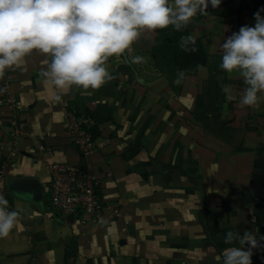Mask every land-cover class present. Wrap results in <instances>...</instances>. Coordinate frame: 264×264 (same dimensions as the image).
Returning <instances> with one entry per match:
<instances>
[{"label": "crops", "instance_id": "0c3cea01", "mask_svg": "<svg viewBox=\"0 0 264 264\" xmlns=\"http://www.w3.org/2000/svg\"><path fill=\"white\" fill-rule=\"evenodd\" d=\"M261 7L264 0H222L194 17L188 32L202 41L208 62L179 84L155 65L160 29L142 30L129 49L109 57L112 79L102 87L72 88L59 101L41 76L50 54L33 50L24 65L7 68L0 76V193L19 223L0 237V264H223L227 231L264 232V102L241 106V73L220 67V44L254 26ZM221 79L233 98L221 91L218 110L204 108L205 99L199 106L198 97ZM75 98L98 131L87 153L67 133V104ZM12 121L24 135L12 134ZM53 161L91 165L121 215L106 212L96 222L54 215L46 201ZM13 183L38 193L12 190ZM250 255L247 264H264V247Z\"/></svg>", "mask_w": 264, "mask_h": 264}, {"label": "clouds", "instance_id": "9594fccd", "mask_svg": "<svg viewBox=\"0 0 264 264\" xmlns=\"http://www.w3.org/2000/svg\"><path fill=\"white\" fill-rule=\"evenodd\" d=\"M222 0H0V76L10 67H21L33 50L50 54L51 62L41 72L50 99L76 88L99 89L112 79L109 57L119 56L138 39L142 30L172 25L182 30L209 6ZM264 7L256 13L255 25H243L220 44V67L239 70L245 85L239 103L259 107L264 102ZM180 47L195 45L192 35L180 38ZM191 50H195L194 47ZM135 60L142 57L137 56ZM185 73H177L181 83ZM232 99L228 85L222 86ZM0 193V237L18 225L19 213L10 210ZM223 264H247L253 247H264V232L245 228L227 231Z\"/></svg>", "mask_w": 264, "mask_h": 264}, {"label": "built area", "instance_id": "2783aa9c", "mask_svg": "<svg viewBox=\"0 0 264 264\" xmlns=\"http://www.w3.org/2000/svg\"><path fill=\"white\" fill-rule=\"evenodd\" d=\"M5 100L13 106L17 105V98L13 95L6 93ZM91 122L89 118L68 114L67 133L76 149L83 153L96 146L90 129ZM12 126L15 137L25 134L24 128L17 121H12ZM40 148L46 150L45 144H40ZM49 170L46 201L48 210L57 217L96 222L106 212L110 213V219L121 215V211L107 201L103 183L95 175L91 165L76 168L66 162L53 161L49 163Z\"/></svg>", "mask_w": 264, "mask_h": 264}, {"label": "trees", "instance_id": "16d2710c", "mask_svg": "<svg viewBox=\"0 0 264 264\" xmlns=\"http://www.w3.org/2000/svg\"><path fill=\"white\" fill-rule=\"evenodd\" d=\"M187 35H189L188 25L180 31H177L172 25L160 29L152 51L155 65L159 70L170 75H177L179 71L183 70L186 75L195 72L199 64L208 62V54L201 40L195 39V45H189V50H184L180 47V38ZM192 47L195 48L194 51L191 50ZM223 85H226V80L221 79L215 84L212 92L199 96V106L200 102L205 99L204 108L212 111L218 110L223 99L221 92ZM69 113H74L79 118L91 119L90 129L93 137H96L98 131L93 123L92 113L82 100L78 98L70 100L67 104V117Z\"/></svg>", "mask_w": 264, "mask_h": 264}, {"label": "water", "instance_id": "95a60500", "mask_svg": "<svg viewBox=\"0 0 264 264\" xmlns=\"http://www.w3.org/2000/svg\"><path fill=\"white\" fill-rule=\"evenodd\" d=\"M74 89H76V87L74 86L73 87ZM10 188L12 189V190H17V191H25V192H29V193H35V194H37L38 193V188H37V186H35V185H30V186H23V185H20V184H15V183H13V184H11L10 185ZM68 220H73V218L72 217H69V218H67Z\"/></svg>", "mask_w": 264, "mask_h": 264}]
</instances>
